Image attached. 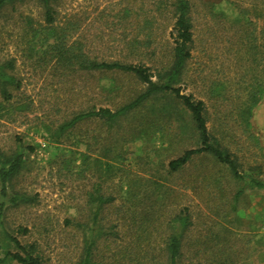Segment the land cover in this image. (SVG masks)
<instances>
[{
    "label": "rangeland",
    "instance_id": "rangeland-1",
    "mask_svg": "<svg viewBox=\"0 0 264 264\" xmlns=\"http://www.w3.org/2000/svg\"><path fill=\"white\" fill-rule=\"evenodd\" d=\"M187 1L192 57L188 81L179 90L205 101L207 126L236 155L241 180L209 156L168 173L170 160L198 146L191 129H177L188 122L187 114L177 123L159 118L142 136L133 131L134 119H123L110 130L91 118L61 144L51 143L45 126L55 127L87 108L114 111L144 86L120 72L61 76L42 60L36 64L38 55L30 58L26 44L31 27L43 21L32 1L0 17V58L13 61L19 83L8 102L0 97L6 111L0 118V151L25 148V167L15 187L32 199L9 205L0 225L22 244L34 245L44 264L83 263L94 208L88 197L96 193L112 201L99 211L89 264H166L167 225L180 210L192 222L183 236L181 264H196V250L203 253L198 264L224 255L234 256L237 264H264V186L249 183L253 178L264 184V96L248 126L239 124L234 111L264 62V0ZM172 2L58 0L57 19L73 24V39L79 38L90 56L123 59L121 39L145 26L154 36L153 46H171ZM212 81L224 83V91H215L223 94L216 109L210 104ZM5 249L7 242L1 253Z\"/></svg>",
    "mask_w": 264,
    "mask_h": 264
},
{
    "label": "trees",
    "instance_id": "trees-1",
    "mask_svg": "<svg viewBox=\"0 0 264 264\" xmlns=\"http://www.w3.org/2000/svg\"><path fill=\"white\" fill-rule=\"evenodd\" d=\"M29 1H32L41 9L43 21V24L31 27V40L26 44L30 58H33L34 54L38 55V61H35L36 64H40L39 60H42L43 64L50 65L49 67L61 76L77 73L120 72L131 75L139 84L144 86L142 91L114 111L109 108H98L96 110L87 108L74 113L55 127L45 126L44 133L48 135L51 143L61 144L62 139L66 138L78 124L91 118L98 119L110 130L123 119L130 118L132 123H134V119L136 125L133 131L137 133L136 136H142L146 133L144 131L145 127H149V124L154 123L159 118L166 121L173 120L177 123L178 120L183 118L184 114H187L188 122L182 121L177 129H191L196 136L198 146L184 150L180 156L170 160L167 163L168 173L174 174L181 171L195 158L209 156L218 164L225 166L234 178L242 179L236 155L231 153L221 143L217 133L213 130L210 131L207 126L208 112L205 101L195 99L191 93L184 94L179 90L178 85L188 81L186 67L192 57L193 35L187 0H173L172 2L174 20L170 34L171 46L164 49H157L153 46L154 36L149 33L145 26L141 28V31H137L134 36L121 39L124 46H122L123 49L120 51V55H125V58L112 60L90 56V51L83 42L79 38L73 39L76 32L73 24L71 22L61 23L57 19L58 0H0V17L8 9L15 10L16 6L24 5ZM143 25L150 26L148 22ZM140 32L142 33L140 34ZM13 70L12 60L0 58V97L5 102L12 98L10 92L19 85ZM259 71L260 75L256 80L253 79L247 83L244 97H240L239 103L234 107V111L238 116L235 118L239 119V124L248 126L253 108L264 96V62ZM223 86L224 83H220V81L211 82L209 90L212 92L210 95L213 94L214 99L210 100V104L215 109L223 98V94L220 95L216 92L224 91ZM225 101H227V98ZM4 112H6L5 106L0 102V118ZM232 112L233 109H231ZM149 116H152V118ZM27 148L30 151L33 150L30 146H27ZM24 150L25 148L16 146L8 151H0V217L9 205L32 202L29 196L18 191L15 187L26 163L27 155ZM80 155L86 157L84 153ZM249 183L255 187L264 186L263 183L253 178L249 179ZM240 192L237 193V196ZM88 198L89 202L94 204V208L91 211V226H87V235L84 240L86 249L82 264L90 263V251L94 242L91 235L99 211L104 204L112 201V198L102 199V196L98 193ZM190 225H192V222L185 210H180L169 220L167 225L169 234L164 246L166 264H181L183 257L182 240L185 229ZM20 231L24 233L25 229ZM0 238H2L0 256H3L0 258V263L9 261L16 264H44L42 258L36 252V247L32 244L19 242L9 233L4 223L0 225ZM3 242H7L8 249L1 253ZM11 244L14 248L13 251L10 250ZM195 254L196 260L194 261L198 264V260L203 256V253L196 250ZM203 260L202 264H237L235 257L229 255H224L221 260L215 256H212L211 259L206 257Z\"/></svg>",
    "mask_w": 264,
    "mask_h": 264
}]
</instances>
